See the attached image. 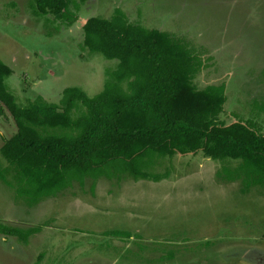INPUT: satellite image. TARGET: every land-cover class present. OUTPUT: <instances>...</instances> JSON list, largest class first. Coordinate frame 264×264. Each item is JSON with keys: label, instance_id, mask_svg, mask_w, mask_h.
Returning <instances> with one entry per match:
<instances>
[{"label": "rangeland", "instance_id": "374dc122", "mask_svg": "<svg viewBox=\"0 0 264 264\" xmlns=\"http://www.w3.org/2000/svg\"><path fill=\"white\" fill-rule=\"evenodd\" d=\"M68 6L76 18L65 24L31 13L28 0H0V59L12 69L4 81L18 78L12 91L19 102L26 101L20 81L28 101L39 94L30 87L39 78L50 92L58 90L57 100L66 85L97 92L117 60L88 51L81 25L119 7L129 21L185 42L200 60L191 77L196 87L223 83L219 120L240 119L264 132V0H70ZM0 122L1 142L15 126L10 118ZM142 158L145 177L84 176L32 203L16 194L8 168L12 182L0 179V222L39 229L25 241L0 233V264H264V186L243 190L238 178L225 179L220 170L235 159L201 150Z\"/></svg>", "mask_w": 264, "mask_h": 264}, {"label": "trees", "instance_id": "16d2710c", "mask_svg": "<svg viewBox=\"0 0 264 264\" xmlns=\"http://www.w3.org/2000/svg\"><path fill=\"white\" fill-rule=\"evenodd\" d=\"M69 2L28 0V6L35 15L51 14L70 24L76 14ZM81 31L88 51L117 60L104 70L101 88L91 95L66 85L56 102L36 94L20 104L4 82L11 68L0 59V117L15 126L1 139L6 165L0 166V179L12 182L6 177L10 168L17 195L32 203L71 180L81 184L84 176L128 172L145 177L143 156L197 150L212 159H235L234 166L221 168V175L238 178L243 190L264 186V132L240 119H218L224 85L193 84L200 60L185 42L166 30L129 21L119 7L108 16H87ZM38 229L0 222V233L21 241Z\"/></svg>", "mask_w": 264, "mask_h": 264}, {"label": "crops", "instance_id": "0c3cea01", "mask_svg": "<svg viewBox=\"0 0 264 264\" xmlns=\"http://www.w3.org/2000/svg\"><path fill=\"white\" fill-rule=\"evenodd\" d=\"M10 63H12L13 65H16L17 63H14L12 60H11V58H10ZM8 65V64H7ZM9 66V65H8ZM10 67V66H9ZM34 67L35 68H39L36 64L34 65ZM11 68V67H10ZM12 72V69H11V71H10V73ZM47 74H48V76H51V75H53L54 73L50 70V69H48L47 71ZM9 73V74H10ZM8 74V75H9ZM6 77V76H5ZM5 77H4V79H5ZM12 79H14V81H13V85H7L6 83V87L7 86H9V88L10 89H8L10 92H12V94L14 95V97H15V99H16V101L18 102V103H20V104H25L26 102H27V97L26 96H23V94H24V92L26 91V88H25V86H24V84H23V82L22 81H20V88H19V94H20V96L21 97H24V99L26 100L24 103H21V102H19L18 100H17V98H16V95H15V93L12 91V89H13V87H14V82L16 81V79H18L17 77H15V76H12ZM58 79V78H57ZM5 82V81H4ZM19 82V81H18ZM22 84V85H21ZM71 85H73V84H71ZM79 87L80 86H83V85H81V84H77ZM32 86V88H34L35 90L33 91V92H36V90H38V92H39V94H41V96H44L43 98L44 99H46V100H48V101H53V102H56L57 101V99H56V94H57V92H58V90L57 89H55V91H53V92H50V90H51V85H50V83L49 82H45V79H32L31 80V85H30V87ZM102 86V85H101ZM8 88V87H7ZM63 88V87H62ZM61 88V89H62ZM81 88V87H80ZM82 89V88H81ZM42 90H44V91H46V92H43ZM41 92V93H40ZM32 93V92H31ZM60 93H61V90L59 91V96H58V99H59V97H60ZM53 94V97H51V95ZM49 98H51V99H49ZM0 126H1V122H0ZM5 137H7V136H5ZM0 144H1V142H0Z\"/></svg>", "mask_w": 264, "mask_h": 264}]
</instances>
